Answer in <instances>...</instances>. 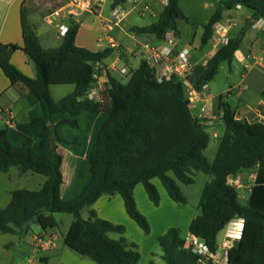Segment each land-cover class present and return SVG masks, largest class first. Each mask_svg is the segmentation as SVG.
Masks as SVG:
<instances>
[{
    "label": "trees",
    "instance_id": "obj_1",
    "mask_svg": "<svg viewBox=\"0 0 264 264\" xmlns=\"http://www.w3.org/2000/svg\"><path fill=\"white\" fill-rule=\"evenodd\" d=\"M126 1L114 0L113 7ZM238 5L251 9L255 19L264 18V0H220L204 25L203 46L213 38L224 12ZM21 15L23 43H0V67L12 84L28 86L29 121L0 134V171L17 167L20 175L38 173L47 179L39 188L11 192L9 203L0 209V232L26 235L32 224L43 231L59 229L57 214L70 213L73 219L64 235L70 249L98 264H139L142 255L137 243L123 236L125 225L102 218L94 208L85 218L83 209L103 195L119 194L127 214L149 232V220L135 198L136 186L142 184L159 206V181L170 198L184 206L188 198L182 185L195 184L197 173H204L210 178L189 232L216 253L220 232L231 221L244 218L242 236L229 249L227 264H264V123L239 118L221 101L225 132L210 161L206 151L212 134L195 115L180 80L159 81L145 58L122 77L107 64L114 46L94 51L76 44L81 23L74 18L68 21L61 45L44 48L36 28L27 22L24 6ZM187 19L180 0H168L158 21L131 31L146 42L162 40L169 33L179 38V21ZM244 34L230 37L204 65L195 66L190 80L196 91L215 80L223 62L232 63ZM17 50L33 60L34 76L12 63ZM98 82L100 99H95L90 91ZM68 84L73 91L55 99L51 87ZM261 95L264 101V90ZM67 155L72 182L63 192ZM244 170L255 173L245 203L239 188L229 182L230 176ZM180 231L171 227L157 237L162 258L167 264H200Z\"/></svg>",
    "mask_w": 264,
    "mask_h": 264
},
{
    "label": "crops",
    "instance_id": "obj_2",
    "mask_svg": "<svg viewBox=\"0 0 264 264\" xmlns=\"http://www.w3.org/2000/svg\"><path fill=\"white\" fill-rule=\"evenodd\" d=\"M167 1L168 0H127L125 3L113 7L114 0H104L99 3V11L91 15L89 12L67 6L66 0H0V43H3V45H22L23 31L21 13L23 6L26 9L27 22L36 28L40 42L44 48H54L61 45L64 35L60 33L59 25L65 24L68 26V21L74 18V20L81 23L77 39L75 40L76 44L94 51L104 50L109 46H114L116 50L109 57H113V61L111 63L107 62V64L111 70L121 74L123 77L129 73L130 67L135 65L136 52L134 53V51L123 44L127 42V38H129L128 34L135 33L131 31V28L134 26H147L158 21ZM218 1L220 0H180V6L188 17L186 23L192 24L194 28L195 39H193L192 42L190 41V44L187 45L180 43L179 40L183 33L180 20L179 29L181 34L178 42L182 47H191L193 61L196 65H199L201 61L206 62L207 59L212 57L219 47L222 46L217 43L216 33H214L213 38L208 43L211 46L210 49L204 52L199 51L205 46L202 45L204 25L207 24L213 16ZM116 7L123 13V18L119 22L112 16V9ZM57 9L64 10V15L52 19L51 14ZM88 16L91 17L89 20H87ZM217 24L227 28L229 38L238 35L241 31L245 32L239 50L235 53L232 63H229L231 68L230 73L231 75L238 76V82L229 84L225 91H219L217 93H214L211 83H209L206 89L198 93V99L195 103L196 108H193L194 113L198 111L195 115L203 119V124L215 138L218 148L220 139L225 132V124L219 115V105L221 101L228 103L235 109L239 118L246 119L249 122L264 123V101L261 95V92L264 90V18L255 19L251 9L243 5H238L235 9L226 10L222 20ZM198 36L200 37V47L195 44V40ZM143 42L145 43L146 39L145 41L143 40ZM149 42L155 43V41ZM159 43H162L161 40L157 44ZM11 61L25 74L30 76L35 75V64H33V60L25 52L21 50L15 51L11 56ZM214 81L215 80L212 81V84ZM100 85L101 83L98 82L93 87V90L90 91L91 97L100 99ZM72 88L74 89V87ZM28 93L29 88L27 85L23 82L12 84L0 67L1 135L5 133L8 127H13L18 123L29 121L28 110H30V104L27 100ZM215 97L218 98L216 106H214L212 110L204 113L207 103ZM202 107L205 108L203 112L201 111ZM215 156L213 159L209 158V160L213 161ZM205 176L204 185L199 191L200 198L210 178L207 174H205ZM235 177L242 184V187L239 188V192L241 197L244 198V201H246L250 188L254 182L255 173L252 170H244ZM42 184L39 187H41ZM141 185L142 184H138L135 188L136 200L140 210L149 218L148 211H153L150 207L154 204L149 199L145 188L142 189ZM118 196L121 195H103L93 207L102 218L117 224L131 225L137 233L139 230H137V227L134 225L136 224L135 221L127 214L125 206L122 207L119 200L120 197ZM164 196L165 195L162 193V198H164ZM105 198L108 200L106 201L107 203L101 201ZM166 200L170 207L168 199ZM100 202L103 204L101 203L102 205H100ZM71 221L72 220H70V224ZM161 222L162 224L165 223L164 218ZM190 222L191 221L188 222L187 228H189ZM168 229L166 226H163L161 231H167ZM31 230L30 228L29 232H31ZM65 233L58 229L47 231L41 229L38 232H32L30 238L26 236L24 240L20 239L19 243H17V247L21 251L20 254H22L23 257L27 255V260H23L20 264H52L55 260L59 264H98L91 259L78 255V253L70 249L64 242ZM189 233L188 230L186 235ZM27 235H29V233ZM223 238L224 235L222 239ZM11 245L12 244L9 246L11 247ZM218 254L222 262L221 264H227L228 250L220 248Z\"/></svg>",
    "mask_w": 264,
    "mask_h": 264
},
{
    "label": "rangeland",
    "instance_id": "obj_3",
    "mask_svg": "<svg viewBox=\"0 0 264 264\" xmlns=\"http://www.w3.org/2000/svg\"><path fill=\"white\" fill-rule=\"evenodd\" d=\"M83 11V10H82ZM87 12V11H86ZM91 13V12H89ZM91 15H94L91 13ZM91 17L88 16L87 20H89ZM180 26L182 28V36L181 39L178 38L181 44L187 45L190 44V41L192 42L193 39H195V33L194 28L192 27V24H187L186 20L180 21ZM129 38H127V42L123 43L127 48L130 50L136 52L135 61L133 65L134 67H137L138 63L141 61V59L148 56V53L146 52V49L144 47L143 39L140 38L142 35L131 33L128 34ZM126 38V37H124ZM139 42V43H138ZM158 40H155V43H158ZM196 46L200 47V37L198 36L195 40ZM210 45H205L202 50L199 51H207L210 49ZM203 54V53H201ZM113 61V57L108 58L107 62L111 63ZM205 62L201 61L199 65H204ZM219 73L216 76L215 81L210 82L212 89L214 90V93H217L219 91H225L229 84H234L238 82V76L237 75H231L230 73V64L229 62L225 61L222 63L221 67H219ZM130 74V73H127ZM126 80V79H125ZM52 88V93L55 99L61 98L62 96L70 93L73 88L72 85L68 84V86H54ZM218 102V98L211 99L207 103V107L204 113L207 111L212 110L214 106H216V103ZM195 113H198V111H195ZM217 145L216 140L212 136L211 144L209 148L206 151V154L208 158H214V156L217 153ZM70 156L67 155V161L64 165V175H65V184L63 186V192L68 190L70 188V182H72V172L73 170L71 167H68ZM196 182L192 185H182L183 192L188 198V204L187 205H178L176 202H174L170 196L168 195L166 189L159 181H156V183L160 186V193H161V203L159 206L152 205L153 211H148L149 214V223L151 226V230L149 232L144 231L136 222L134 224L137 227V230H139L137 233L135 232L134 228L131 225H125L126 226V232L123 235L126 239L129 241L137 243L140 251L141 260L139 264H167L165 260L162 258V250L157 242V237L165 231H161L163 226H166L167 229L171 227H177L181 231V235L186 236V233L188 232L187 224L189 221L192 220V218L198 213V210L196 209L199 205V199H200V193L202 186L205 182V174L204 173H197ZM46 180V176L42 174H28V175H20L19 170L17 167H12L9 172H3L0 171V209L5 207L6 204L9 203L11 199V192L18 188H31L36 189L39 188V186ZM142 189L144 187L141 185ZM145 191V190H144ZM162 193L165 195L164 198H162ZM140 196V195H139ZM120 197V202L122 207H124L123 200ZM136 198V195H135ZM170 203V207L167 203V200ZM101 201H108L107 198ZM115 201V200H114ZM137 201V200H136ZM242 202L245 203L244 198L241 199ZM152 202V201H151ZM102 202H100V205ZM107 203V202H106ZM153 203V202H152ZM173 203V204H172ZM117 205V204H116ZM174 205V206H173ZM94 205L90 206L89 208L83 209L82 213L85 218L89 216V210L90 208H94ZM144 208V207H142ZM145 209V208H144ZM97 211V210H96ZM153 212V213H152ZM99 215V214H98ZM100 216V215H99ZM193 216V217H192ZM192 217V218H191ZM57 218L59 220V229L61 232L65 233L69 227L70 220H72V215L69 214H57ZM164 218L165 223L162 224L161 220ZM191 218V220H190ZM134 221V220H133ZM134 223V222H133ZM31 232H29V235H19V234H11V233H3L0 232V264H20L23 262V260H27V255L24 257L22 254H20V249L17 247V243H19L20 239L24 240V238L27 236V238H30V235L32 232H38L41 230V227L38 224H32L31 225ZM224 232V231H223ZM220 232L219 234V240L222 239L224 233ZM114 237H119L117 234H113ZM10 244L11 247L9 246ZM79 255V254H78ZM52 264H59L58 262L53 261Z\"/></svg>",
    "mask_w": 264,
    "mask_h": 264
},
{
    "label": "built area",
    "instance_id": "obj_4",
    "mask_svg": "<svg viewBox=\"0 0 264 264\" xmlns=\"http://www.w3.org/2000/svg\"><path fill=\"white\" fill-rule=\"evenodd\" d=\"M104 0H66V5L79 10L96 13L99 11V3ZM148 8V7H147ZM64 10L57 9L51 17L58 18L64 15ZM113 18L117 19V22L123 18V13L119 8L112 9ZM113 23V21H112ZM60 33L64 35L68 30V26L60 24ZM216 33L217 43L225 45L229 41L227 34V28L220 24H217L214 29ZM160 41V40H159ZM162 43L145 42L144 47L148 56L145 57L148 64L154 69L156 77L159 81L177 79L180 80L186 89L187 97L191 103L192 108H196L195 103L198 99L199 91H196L193 86L190 77L196 66L193 61L192 50L190 46L182 47L178 42V38L169 33ZM125 71V70H123ZM208 85H204L203 89H206ZM204 107L201 108L203 112ZM229 182L238 188L242 187L241 182L236 179L235 176H230ZM244 228V218H237L231 221L224 230V238L219 241V249H227L229 251L241 238L242 231ZM188 246L191 247L192 251L200 257V264H206L205 259H210L214 263L221 264L218 251L215 253L210 250V247L204 239L199 238L191 233L185 236Z\"/></svg>",
    "mask_w": 264,
    "mask_h": 264
}]
</instances>
